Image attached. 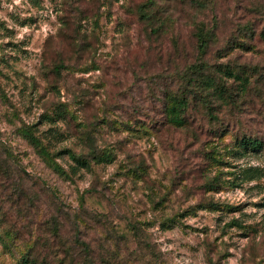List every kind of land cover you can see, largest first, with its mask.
Here are the masks:
<instances>
[{
  "label": "rangeland",
  "instance_id": "rangeland-1",
  "mask_svg": "<svg viewBox=\"0 0 264 264\" xmlns=\"http://www.w3.org/2000/svg\"><path fill=\"white\" fill-rule=\"evenodd\" d=\"M0 264H264V0H0Z\"/></svg>",
  "mask_w": 264,
  "mask_h": 264
},
{
  "label": "trees",
  "instance_id": "trees-1",
  "mask_svg": "<svg viewBox=\"0 0 264 264\" xmlns=\"http://www.w3.org/2000/svg\"><path fill=\"white\" fill-rule=\"evenodd\" d=\"M202 26H200L198 28V32H197V38H198V50L200 55H204L207 51L208 48V43L210 40V35L209 31L205 28L204 24H201ZM204 70V67L200 66H194L192 68V72L193 74L199 76L202 74V71ZM224 75L228 76V77H232L235 79L240 78L238 75H234V72L231 70L226 69L223 73ZM201 80L202 84H205L207 87H212L215 89V92L217 93H221V89L223 88L219 85H217L216 80L214 79V77L212 76H205L202 75L201 77H198ZM189 101L187 99V97L185 95H181V96H174L172 95V101L171 104H168L167 107V120L170 124L174 125L175 127H182L184 125V119L182 117L183 112H185V109L188 105ZM245 143L247 144H253V146H259L258 143L256 142H252L251 140L245 139ZM67 153L70 155V158L76 163L77 166H84L87 167L88 164L83 161L81 159V156L75 154L74 152H72L71 150H67ZM260 177V176H258ZM256 177V178H258ZM238 178H241V180H248V179H254L255 177H250L246 174H242L240 175Z\"/></svg>",
  "mask_w": 264,
  "mask_h": 264
}]
</instances>
